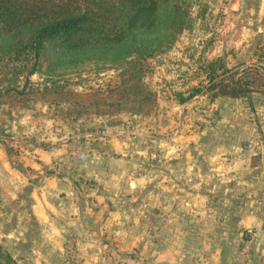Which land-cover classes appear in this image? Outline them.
<instances>
[{
	"label": "rangeland",
	"instance_id": "rangeland-1",
	"mask_svg": "<svg viewBox=\"0 0 264 264\" xmlns=\"http://www.w3.org/2000/svg\"><path fill=\"white\" fill-rule=\"evenodd\" d=\"M189 1L188 26L170 49L159 53L149 47L152 53L127 59L122 69L107 71V56L91 52L48 54L34 76H27L33 65L30 56L0 67V146L7 151V165L15 170L16 180L27 183L25 188L13 190L6 177L0 183V210L8 208L2 200L30 198L35 191L40 176L27 165L24 152L29 146L43 150L57 145L73 147L44 173L46 178L70 179L77 186L75 199L105 193L97 188L105 178L98 173L97 178L93 174L89 178V171L82 167V161L92 154L102 159L91 163V168L107 164V182L130 186L129 200L135 195L134 185H144L140 200L135 202L141 205L138 214L120 213L124 192L107 191L115 201L111 202L115 220L108 223L111 215L107 212L110 228L103 230L106 225L101 221L96 225L95 232H103L101 240L96 239L103 248L98 255L79 254L82 240L65 229L63 222L53 229L41 230L33 222L17 227L15 219L5 214L0 217V248L12 264H82L95 258L97 264H151L157 229L163 221L153 216L152 199L167 194L169 180L167 161L161 155H167L175 136L198 139L215 128L213 105L221 99L212 98L213 76L208 69L212 66L220 76L224 69L258 65L264 72V63L255 57L248 63L235 59L237 36L226 33L234 0ZM214 48L215 55L211 54ZM205 98L207 103L201 104ZM243 103L256 117L263 116V95L253 94ZM16 230L24 236L10 238L9 233ZM127 241L130 243L125 244Z\"/></svg>",
	"mask_w": 264,
	"mask_h": 264
},
{
	"label": "crops",
	"instance_id": "crops-1",
	"mask_svg": "<svg viewBox=\"0 0 264 264\" xmlns=\"http://www.w3.org/2000/svg\"><path fill=\"white\" fill-rule=\"evenodd\" d=\"M232 4L226 33L237 36L235 59L248 63L253 60L257 47L264 44V0H239L236 12L232 11ZM216 49H211V54H215ZM217 102L215 128L209 131L210 134L200 135L198 139L190 135L175 136L173 143L168 145L167 155H161L167 161L169 180L167 194L152 199L151 212L156 221H163L157 229L158 241L151 264H238L241 250L246 246L249 247V264H264V217L251 213L253 201L264 193V115L256 117L249 112L243 99ZM3 150L0 146V183L3 184L7 177L11 181L6 184L11 182L13 190L25 188L27 183L17 181L16 175H12L15 170L7 165L9 156ZM71 150L73 147L69 145H57L48 150L29 146L24 152L28 158L25 160L40 176L33 194L37 188L45 186V181L59 191L48 190L46 205L44 198L40 199L42 208L39 214L36 211L38 201L32 198L33 195L26 199L10 197L2 200L8 208L0 210V217L6 214V218L15 219L17 227L20 223L33 222L41 230L53 229V225L63 222L65 229L81 238L77 249L79 254L98 255L103 248L96 239L101 240L103 232H95L96 225L100 221L107 225V212L111 215L108 223L112 218L115 220L116 210L111 204L113 195L108 197L107 191L119 189L124 192L118 208L120 213L138 214L142 209L139 210L141 205L135 202L140 200L138 195L144 185L136 183L135 197L129 200L127 191L130 186L128 188L123 182H107V164L99 169L91 168V163L102 159L92 154L94 158L87 156L82 167L89 171L88 177L93 174L95 178H105L97 186L105 193H101L102 197L97 193L91 199H75L77 186L70 179L64 176L46 178L44 173ZM49 195L54 200L51 201ZM49 205L67 219L53 215ZM73 207L79 211L78 217L71 214ZM89 209L91 216L88 215ZM19 233L16 230L9 233V237L22 238L20 236L24 235ZM126 236L132 238V235ZM94 260H84L82 264H97Z\"/></svg>",
	"mask_w": 264,
	"mask_h": 264
},
{
	"label": "trees",
	"instance_id": "trees-1",
	"mask_svg": "<svg viewBox=\"0 0 264 264\" xmlns=\"http://www.w3.org/2000/svg\"><path fill=\"white\" fill-rule=\"evenodd\" d=\"M190 7L189 0H0V67L30 56L27 76H34L48 54L91 52L107 56V71L122 69L127 59L152 53L149 47L169 50L188 26ZM254 57L264 63V44ZM208 70L213 99L264 96L263 67L220 76ZM0 264H12L1 248Z\"/></svg>",
	"mask_w": 264,
	"mask_h": 264
},
{
	"label": "clouds",
	"instance_id": "clouds-1",
	"mask_svg": "<svg viewBox=\"0 0 264 264\" xmlns=\"http://www.w3.org/2000/svg\"><path fill=\"white\" fill-rule=\"evenodd\" d=\"M264 15V14H262ZM244 41H242L243 43ZM215 55V54H214ZM201 104H206L207 103V100L206 98L200 102ZM218 104L219 102H217V105H213V108L215 107H218ZM261 114L264 115V109H261ZM178 113V111H177ZM191 125L189 124V127ZM12 175H15V173H12ZM89 178H92L91 176H89ZM98 182H101V181H98ZM70 188L71 186H69V191H70ZM49 189H52V190H55V191H59V189H55L53 188L52 184L48 181H45V186L44 187H40V188H37L36 189V193L33 194L32 198L33 199H36L38 201L37 203V207H36V211L37 213L39 214L40 213V210L42 208V205L39 203L40 199L43 197L44 198V204L46 205L47 204V196H46V193L48 192ZM119 191V189H117V192ZM93 196H95V193H93ZM70 199V198H69ZM99 199V198H98ZM49 207V210L53 213V215H55L56 217L60 218V219H67L65 216H63L62 212H57L56 209L52 208L51 205L48 206ZM64 212H68L69 209H63ZM71 214L72 215H75V216H79V211L73 207L72 210H71ZM88 215L91 216L92 213H91V210L89 209L88 211ZM46 222V221H45ZM70 227H75L74 224H68ZM110 228V224L109 225H106L105 226V230H108ZM64 230L63 227L60 228V231L62 232ZM59 234V233H57Z\"/></svg>",
	"mask_w": 264,
	"mask_h": 264
},
{
	"label": "built area",
	"instance_id": "built-area-1",
	"mask_svg": "<svg viewBox=\"0 0 264 264\" xmlns=\"http://www.w3.org/2000/svg\"><path fill=\"white\" fill-rule=\"evenodd\" d=\"M254 205L251 213L264 217V193L253 201ZM238 264H249V247L246 246L241 250Z\"/></svg>",
	"mask_w": 264,
	"mask_h": 264
},
{
	"label": "water",
	"instance_id": "water-1",
	"mask_svg": "<svg viewBox=\"0 0 264 264\" xmlns=\"http://www.w3.org/2000/svg\"><path fill=\"white\" fill-rule=\"evenodd\" d=\"M238 7H239V0H234L231 6L232 11L234 12L238 11Z\"/></svg>",
	"mask_w": 264,
	"mask_h": 264
}]
</instances>
